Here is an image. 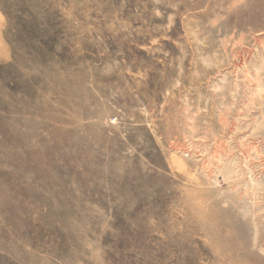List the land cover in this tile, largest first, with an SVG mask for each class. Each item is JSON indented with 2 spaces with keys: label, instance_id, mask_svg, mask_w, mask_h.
<instances>
[{
  "label": "rangeland",
  "instance_id": "374dc122",
  "mask_svg": "<svg viewBox=\"0 0 264 264\" xmlns=\"http://www.w3.org/2000/svg\"><path fill=\"white\" fill-rule=\"evenodd\" d=\"M0 264H264V0H0Z\"/></svg>",
  "mask_w": 264,
  "mask_h": 264
}]
</instances>
